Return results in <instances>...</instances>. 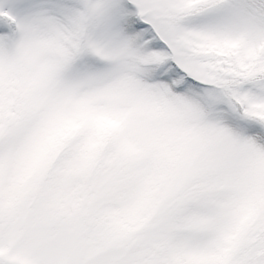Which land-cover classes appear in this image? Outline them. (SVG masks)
<instances>
[{
	"label": "snow or ice",
	"instance_id": "6c2138e0",
	"mask_svg": "<svg viewBox=\"0 0 264 264\" xmlns=\"http://www.w3.org/2000/svg\"><path fill=\"white\" fill-rule=\"evenodd\" d=\"M0 264H264V0H0Z\"/></svg>",
	"mask_w": 264,
	"mask_h": 264
}]
</instances>
